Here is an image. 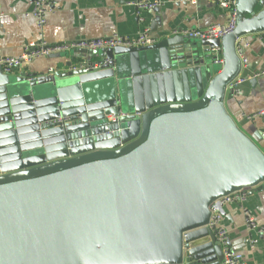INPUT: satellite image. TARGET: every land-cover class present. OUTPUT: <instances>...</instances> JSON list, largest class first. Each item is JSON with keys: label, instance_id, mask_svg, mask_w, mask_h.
<instances>
[{"label": "water", "instance_id": "water-1", "mask_svg": "<svg viewBox=\"0 0 264 264\" xmlns=\"http://www.w3.org/2000/svg\"><path fill=\"white\" fill-rule=\"evenodd\" d=\"M242 5L221 39L178 31L74 51L61 72L0 70V264L222 263L211 210L264 183V154L223 105L236 41L264 32V0Z\"/></svg>", "mask_w": 264, "mask_h": 264}, {"label": "crops", "instance_id": "crops-1", "mask_svg": "<svg viewBox=\"0 0 264 264\" xmlns=\"http://www.w3.org/2000/svg\"><path fill=\"white\" fill-rule=\"evenodd\" d=\"M53 9L46 16L43 37L48 44L84 39L136 37L147 27L152 38L173 32L196 30L224 23L227 12L218 7V0H163L157 11H144V23L138 22L134 0H49ZM246 3V0L242 1ZM237 0V10L246 9ZM4 16L0 22V50L5 56L19 57L23 48L38 36L36 20L29 15L31 0H0ZM247 10V9H246ZM249 22L247 14L242 22ZM246 63L238 60L237 70L228 87L233 94L224 93L223 105L237 128L264 154V32L240 38ZM223 56V47L221 46ZM66 59L38 58L22 65L13 75L31 72L66 70ZM82 60L81 56L75 57ZM95 61L96 59H92ZM77 64V61L73 62ZM162 132L160 133V135ZM246 200L241 204L222 207V225L227 232L230 248L243 256L245 264H264V233L247 227L252 218L264 228V183L244 190Z\"/></svg>", "mask_w": 264, "mask_h": 264}, {"label": "built area", "instance_id": "built-area-1", "mask_svg": "<svg viewBox=\"0 0 264 264\" xmlns=\"http://www.w3.org/2000/svg\"><path fill=\"white\" fill-rule=\"evenodd\" d=\"M195 0H190L193 3ZM32 7L29 15L36 20V26L38 28V36L35 41L29 42L23 48L22 54L17 57L5 56L0 50V70L4 74L14 73L15 70L19 69L22 65L30 64L32 61L38 58H48L55 54H70L77 50L86 51H97L102 49H114V48H133L141 46H149L156 42L157 38H152L147 27H143L142 31L136 37H123L118 34H114L110 37L98 38V39H84L77 40L73 42H65L59 44H48L43 37V28L46 24V16L53 9V2L49 0H31ZM218 7L223 11L227 12V20L221 24H214L206 28L181 31L180 34L187 35L191 38L204 40V39H221L225 35L231 33L237 26L239 12L237 10L236 4L237 0H218ZM131 5L137 11L138 22L140 24L144 23V18L142 13L144 11H152L163 5V0H134ZM4 16L2 7L0 5V22ZM178 32H173L171 35H175ZM241 42L238 39L235 43V50L238 59L242 64L246 63V59L243 58L241 51ZM216 63L223 65L224 58L221 55V50L215 49ZM80 65L73 64L70 68L71 71H76L80 69ZM98 65L92 67H85L84 71L88 72L91 70H97ZM53 69L48 70V72H53ZM264 74V73H262ZM111 121L115 120V117H110ZM246 200V193L244 190L234 192L225 197L218 199L221 206L227 204H241ZM247 227L255 232L262 234L264 233V228H259L252 218L247 221ZM208 227L216 230L217 240L220 242L223 253V260L221 264H245L242 254L234 251L230 248L227 232L222 225L221 215L215 211L211 210V216L208 222Z\"/></svg>", "mask_w": 264, "mask_h": 264}, {"label": "rangeland", "instance_id": "rangeland-1", "mask_svg": "<svg viewBox=\"0 0 264 264\" xmlns=\"http://www.w3.org/2000/svg\"><path fill=\"white\" fill-rule=\"evenodd\" d=\"M9 75L12 77L13 80L15 79V76L13 75V73H11Z\"/></svg>", "mask_w": 264, "mask_h": 264}]
</instances>
